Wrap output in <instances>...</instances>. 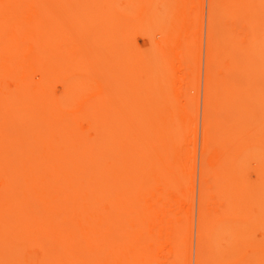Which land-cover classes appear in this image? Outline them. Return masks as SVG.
Returning <instances> with one entry per match:
<instances>
[{"label":"bare ground","instance_id":"1","mask_svg":"<svg viewBox=\"0 0 264 264\" xmlns=\"http://www.w3.org/2000/svg\"><path fill=\"white\" fill-rule=\"evenodd\" d=\"M96 1L97 4L94 3L95 0H92V2L90 0H0V183L2 184V188L0 187V264H31L27 260V258H25V253L28 252V250H34V247H37L39 249L40 247L37 245V242L38 244L41 243L40 245H42V248H40V250L44 249L42 250V252L45 251L43 252V254H46L45 260L43 262L41 261L40 264H103L104 262H102V260L105 261V258L108 264H151L153 262H157V259H159V255L157 256L156 254L155 256V251H152L153 254L147 251L146 253L141 254L142 256H136L134 253L133 257L131 256V253H129L126 245L122 242L121 245L124 246L125 250H121L119 255L117 241L115 240V234L116 228L118 230L119 223L121 225L125 219V202L127 201L128 196L126 197L125 195L124 186L127 183L128 179L137 180V178H141L140 174L146 175V181L141 178V180L144 181L143 184L141 183L140 185L139 183V186L137 187L136 191L133 192L129 197L131 198L132 203H135L137 205V208L140 209V214L142 215L144 223L148 222L147 224H145L144 231L149 230V232L153 234L156 230V222L159 211H155V208H157L156 210H158V198L156 199L155 197H157L158 195L156 194L158 191L157 185L160 180V167L158 166V164L161 165L163 161L162 159L165 158L160 154L159 150L158 152L156 151L157 146L158 148H160L159 145L162 144L158 134L159 128L161 127V125L162 127L166 126V124L170 125L167 121L174 122V124L175 122H178L176 123L177 128L174 127L176 129H172V131L178 130L177 132L179 134V129L181 128L180 126H182L185 122V112L188 111V108H186L187 106H185L187 104L185 103L184 105L181 100L180 101L182 104L177 103L174 105L170 101V105L172 103L173 106L171 108L172 114H170L171 112L169 113L172 116V121H170L171 118H168V113L161 112L160 114L163 116L159 118V120L163 119L161 121L166 124L164 125L163 122L159 123L161 121L158 120V116L160 115L158 114V112H160L162 108H160L161 103L158 102L160 106L157 104L156 99L158 98L156 97V93L162 94L163 91L162 95H164L165 91L163 90V86H165L167 91L165 92V94L170 91V88H174L172 92L173 94H170V96L173 95L172 97H175H171L172 101L175 103V99L179 95L177 92L178 90H176V88L178 87L176 83L178 84L179 82H182L179 79L180 75L184 73L182 72L183 70L187 71V73L185 72L182 78H185V74H188L189 71L185 70L188 67V64L190 65L188 69L190 67L192 68L190 64L192 60H187L189 62L188 64L186 63V61L184 62L181 60L183 58V56L181 57V55L185 54H181V49L184 50L183 47H185V49H188L187 45H190L191 47V44H188V42L192 41L190 39V37L192 36L191 34L194 33L192 26L194 29L197 28L194 27V25H196L197 23V20L195 18H191L193 12L192 9L194 10L195 8L193 7H196L194 5L196 0H175V2H168L169 0H162L163 9L166 13L162 12L161 9L156 8L157 2L160 0H125L129 3L127 6L125 5L127 11L125 9L122 11V9L119 7L122 0H113L114 2L112 0H103L104 2H109L108 6L104 3L100 4L98 0ZM252 1L248 2L251 4L250 5L248 3L237 4V2H242L241 0H211V11L209 21L212 32L210 31L211 33H209V36L212 37H209L208 40L210 41V43L208 46L209 54L207 55V63L208 65H210L208 66L210 70L209 72L207 71V74L209 75H207L208 77L206 79L207 84L205 87V99H207V102L210 103L211 100L217 96L218 99L216 100H219L217 106L219 107V109H222L221 111L225 113L224 117L226 118L220 123H218L219 120L218 122L216 120V122L214 121L215 123H212L211 119L213 117L211 118V111L213 109L210 108V111H208L207 109L209 108V106L207 104V114L205 117L203 129L204 157L202 160L203 163L201 167L202 181L208 179L207 177L211 176L213 172L218 178H221V175L224 176L222 172H220L218 169H215L216 167L214 168L215 170L211 167L217 164L221 165L220 163L223 162L232 161L233 159H235V156L239 158V156H241L242 154L244 155L243 157L241 156L239 160L236 159L238 162L240 161L237 166L238 168H236L237 170L244 168L248 161L251 162L250 160H252L253 163H257V161H260V164L262 166L264 164V143L262 145L260 142L262 146H256V148L258 149L254 147L253 150L257 151V154L254 155L248 149L244 148L246 147V145L239 147L242 143L249 140L248 138L250 137V134L248 135V133H246L248 129H244L243 124L244 122H247L243 119L246 118L248 110L241 103L242 97H237V102L235 101V97L239 96V94L237 95V93L239 92H236V90L239 89L237 91L242 90L244 92L245 85L248 84V87L250 85V83L247 82L248 78L246 74L241 75V73H244L246 70L241 71V69L246 68L249 70V67L253 66L254 68L255 63L256 66L258 64L260 65L264 63V61L260 59L261 56L259 55V53H255L258 48H252L253 52H250L247 49L249 48V50H251L250 48L253 47L254 44H262L261 41H263L264 43L263 37H259V40L261 38L260 43L259 40H257L258 36H260L258 33H256L258 35L256 36L257 39L254 38V40L256 39L258 42L253 41V39H251L250 41L249 36L248 42H250L251 44L253 42L256 43L252 44V46L250 43L247 42L244 47L246 45L249 46V44L251 45V47L246 46L245 48H243V45H240L241 43H239L240 39L238 35L241 36L243 33L245 34V32H239L240 34H238V31H236V29L232 27L233 24H231L234 20L230 19V17L233 18L234 15L236 20L233 23L237 22L238 17L233 14L234 10L232 9L235 3L238 6L240 4H242V6L247 5L248 8H250L249 6H251L253 9L258 5L256 7L257 10H253L252 8L248 10V8L246 7L245 12H251L252 9L253 15L250 16V13H248L249 18L251 17L250 20H252L250 21L252 24H250L256 28V26L253 25L255 23H253V19H256L257 17L259 21L257 19L256 20L260 23H258L259 25L257 24V26H260L262 24V27L260 26L261 28L258 27L260 30L258 28L257 30H259V33L261 32V35L263 33L264 36V24L263 22H261V20H264V17H261L259 15L262 11L263 13L261 14L262 16H264V11L262 9L259 10L263 6L261 7V5L258 4L260 0ZM254 1L255 3L257 1V3L255 4L256 6L253 4ZM112 2L114 3L113 5ZM166 2H168L169 5ZM243 2H247V0H243ZM88 3H90L91 6ZM165 4L168 6L166 7ZM172 4H174L175 6L173 7ZM220 4L224 5L225 9L220 12L221 15L219 16L218 7ZM236 4L234 5L236 7H233L234 9L237 8ZM102 5H105L104 8ZM66 6L67 8H65ZM106 7L109 8L112 12L114 10L116 14H114L115 12L112 13L111 11L109 13ZM129 7H131V9ZM229 7L231 8V10ZM64 8L69 12H65ZM127 8L129 9V11ZM172 8L174 10H172ZM175 8L177 10H175ZM116 9L118 10V12ZM157 9L160 11H158ZM258 10L260 12L258 13L259 16H255L256 14H254V12H258ZM120 11L123 12V15L127 13L126 15L128 16L129 14L130 16H124L122 19V17L120 16L123 15L120 14L118 18V14ZM172 11L175 12V14ZM176 11L178 13H176ZM224 11L227 12L225 15L223 14L225 13ZM108 13L109 15L112 14V19L110 18ZM230 13L232 14L231 16ZM170 14V18L173 17L172 20L176 21L175 23L169 22L170 24H173L172 27L170 24L168 26V24H165L163 22L164 17H169ZM222 14L224 15V19H229L224 20ZM106 15L111 19L109 20L110 22L114 20V23L113 21L111 22L112 26H108L110 23H107V19L109 18L105 17ZM132 15H136V17H133ZM244 15L245 17H242V19H246L248 16H246V14H243V16ZM104 17L105 19L107 18L106 24H108V27L105 26L106 24L103 25L105 21ZM96 18L101 19L100 22H102L103 27L100 28V23H97V20H94ZM124 18H126V24L124 22ZM174 18L177 19L175 20ZM249 18H247L248 21ZM194 19L196 20V23ZM93 20L95 21L94 25L92 24ZM240 20L241 17L238 18V21ZM83 21H87L86 23L88 24L91 23L90 25L93 27L97 25L95 26V30L93 28L92 30L91 28L88 29V26H85V28H83ZM218 21L221 23H219ZM76 22H79V24L77 25ZM226 22L227 24L229 22V24L227 25ZM193 23L195 24L193 25ZM218 23L220 25L222 23L226 24V28H229L230 26L229 29H221L223 33L219 32V35H222V40L220 42H224L221 44L219 41L216 42V37H214V35L216 36L218 31V29L216 28V26L219 25ZM64 25H66L67 27ZM160 26L162 27V30ZM165 26H167V28ZM257 30L255 31L257 32ZM138 33L144 34L142 36L139 35V39L143 36L147 37L146 40H148V43L150 44L149 46H147L149 47V49L147 47H145L144 49L141 47H139L141 49H136L138 48L135 47L136 44L138 46V40L134 43V36H138ZM231 33H236V37H234V35L232 36ZM251 33L252 31H250V34H247L251 35ZM194 34L196 35V33ZM252 36L255 37L254 35ZM247 37L248 36H246V38ZM237 38L239 42L236 41ZM131 39L134 40L131 41ZM195 39L196 38H194V41ZM233 42L237 44L239 43V46L232 48V46L234 45ZM129 43L132 45H130ZM132 46L133 48L135 47V52L139 50L138 52L140 54L136 52L137 57L139 56L138 59L134 57L135 53H133L134 51L132 49ZM192 47L194 49V45ZM192 47L189 48V50H191ZM239 48L243 49V51L245 49V51H240V49V56L236 54L237 56H239L240 58H245L246 56L244 57L243 55H246L245 53L249 52V55H253V57L249 56V59L252 58L251 60L253 61L254 55L258 53L259 57L258 55H256L254 61L257 60L259 63H257V61L254 63L253 61L252 64L254 65L251 64V66V60L246 57V62L249 60L250 62L248 61V65L250 66L245 67L246 63H244V61L242 62L244 63L243 65L239 64V66L241 65L244 68L240 67L239 69H237L238 65L237 63H234V61H238L239 57L234 55L237 58L234 59V57H232L234 53L233 51H231V49H234V52L236 53ZM131 49L132 52L129 51ZM254 49L256 50L254 51ZM188 51H186V55H184V57H186L187 55L189 57L190 53H187ZM148 52L149 56L146 54ZM241 52H243V55H241ZM126 53L128 55L131 54L129 59H127L129 56ZM174 53V56H179L181 54V61L179 60L178 56L176 62L173 61L177 58H172ZM141 54L143 55V57H141ZM166 54H169V56L171 57L170 60L168 55ZM144 55L147 56L145 57ZM191 56L194 57V54L192 55L191 53L190 55V59H193V57L191 58ZM124 57L127 60L124 59ZM131 57H134V59ZM188 57L187 59H189ZM242 58L240 60H242ZM167 59L169 60V62ZM183 59L185 60V58ZM165 60L170 63L168 69L164 66L167 70L166 73L163 69V65L167 64ZM115 62H118V64L120 63V66L118 64H115ZM183 62L187 65L186 67L184 66V68ZM215 62L218 66L220 65V68L223 71L220 68H218V72L214 69L213 64ZM112 63L115 64V66H118V68L115 67L114 70V66ZM111 65L113 69L112 71L115 73H111ZM141 67L142 71L146 73H144V76L148 79L146 81H144V79L140 77H136L137 73H133V71L140 72L141 69L139 68ZM230 67H234L235 69H232L237 71V73L239 70L240 77L238 80L236 78L235 81V77L237 76L232 74ZM261 67L262 66L260 65L259 68L263 70V68ZM191 68L189 70H192ZM213 69L215 70V72L213 71ZM260 69H258V73L261 74V72L259 71ZM225 71L227 77L224 76ZM252 71L254 72V70ZM255 71L257 72V69ZM131 73L134 74L135 81H140L135 82L132 79L133 74L130 76ZM251 73L252 72H250V74ZM260 74L258 78L262 76ZM161 76H165L169 83L172 82L173 78V80H175L176 82H172L173 85H170L167 81V83L170 85L169 88V86H166L168 85L167 83H165L166 81H162V84L164 85H160V87H162L159 88V91L162 89L160 93L159 91H157L158 87H155L154 89L153 86L157 83H155L154 80H162V78H159ZM241 76L244 77V80L241 79ZM255 76H252V78L255 79ZM136 78L139 79L136 80ZM263 78L259 80L261 81ZM253 79L250 80V82L252 81L250 85L251 88H248L246 86V89L249 90L253 87H256V90H262V87L260 86H263L261 83L264 84V82H258L255 80L254 82ZM232 80H234V82H232ZM241 80L243 81L241 82ZM230 81L232 82V84L230 83ZM237 81L239 83L238 86ZM133 82H135L134 87L132 86ZM186 82L187 81H185L184 83ZM243 82L245 84H243ZM10 83L12 84V87L10 86ZM136 84L140 85V89L143 90L144 94L150 92L148 94L150 95L154 93L150 96V99L148 98L144 100V103L146 102V105L141 104V100L138 103L135 99V96H133V99H131V96L133 95V90L130 91V89H132V87L133 89L139 88ZM156 85H159V83ZM179 85H181V83ZM232 86H234L235 90L232 89ZM149 87H153V89H149ZM180 88H182V86ZM180 91L179 93L182 94V92ZM249 91L250 94L256 96L255 90V94H253V90ZM130 92L132 95H130ZM231 93L236 94V96H231ZM258 95L260 96V94ZM170 96L168 97L170 98ZM254 96V101L257 100L256 103L259 102L260 97L262 98V95L260 97ZM128 97H130V100L134 101H129ZM158 97H160V95ZM182 97L184 96H179L177 98V102H180L178 100L180 98L182 99ZM141 98H143V96H141ZM161 98H159L160 101ZM135 100L137 104L140 105H137V107H144V109L143 107L141 108L142 115L140 109H138L140 112L136 111L137 107H135L136 104H134ZM214 100H212L213 104L216 103ZM166 101L168 102V99H166ZM231 101L235 103H232ZM163 102L164 101L162 99V103ZM131 103L134 105H132ZM260 103L258 105H263ZM238 105L240 106V108L243 106L242 108L247 110L246 114H243V109L241 110V115L239 114V111H236ZM162 106L163 108L164 106L166 107L165 104ZM239 106L238 110H240ZM166 108L168 110V107ZM164 110L165 108L163 109V111ZM138 113L140 114L137 115ZM262 113L264 115V111ZM139 116H142L141 118L145 120L144 125V121H140L141 125L139 126V120H137L140 118ZM241 116L243 119L240 118ZM263 119L262 123L264 122ZM117 121L120 123L121 126L117 125ZM132 121L133 123L135 122V127H133V123L130 124ZM186 121H188V119ZM158 123L160 124V127H158ZM84 124L87 125L86 130L84 129ZM178 124L180 126H178ZM258 124H261V122ZM260 127L261 126L259 125V128ZM243 129L245 130L246 134L244 133V131H241ZM215 131H221L222 135L217 138L213 135ZM240 132H243L244 135H240ZM174 133L175 131L172 132V149H168L172 150V163H182V161L186 157V141L182 138V136H180V134L176 135ZM260 141H264V134L262 140ZM165 142L168 145L171 144L168 143L167 140H165ZM239 148H244L247 152L243 149L244 151H241L242 153H240L241 155H239V152L237 153V150ZM236 153L238 154V156L236 155ZM137 155L141 158L140 163L136 162ZM248 156L250 160H248ZM165 160H168V157ZM44 162H47L49 166L51 165L53 169L56 170L54 172L57 173H55V175L54 173H51V175L49 174V182L47 180L48 178L45 177L46 174H43V176L41 175V172L39 173L41 168L44 169L48 166V164H42ZM211 163L212 165L210 166L209 164ZM51 166L48 168L52 172L53 170H51ZM172 166L174 167V170L178 169L174 164ZM173 167L172 172L174 171ZM209 168L212 169L210 174L208 171ZM240 171L241 170L237 171L238 175ZM237 172L235 170L234 172H228L227 174L225 172L224 174H226V179L229 180L230 178L228 177H231V179L235 183H237L241 181L240 178H236ZM175 173V171L174 173H172V181L174 179L173 177H175ZM259 174L261 173L259 172ZM259 174L258 176L260 177ZM42 176L45 178H43V181L46 182L47 180L48 183L44 184V182L41 181ZM258 176H256V179L258 180L255 184H257L258 181L260 182L259 185H255V188L257 189L254 190V195H257V200L255 202L260 208V217L263 220L264 174H261L262 180L259 179ZM38 177H40L41 179L39 180ZM235 178L236 181L234 180ZM222 180H225V178H223ZM218 181V184H216L215 186L213 185L212 188L210 187L212 192L210 189L207 188L208 190H210L208 192L206 190V193H208V197L210 192L214 196L217 193H221L220 195H223L222 192H224V187L222 183L224 182ZM261 181L263 182L261 183ZM219 183L221 184L223 189L219 187ZM240 184L241 183L237 184V186ZM203 185H205V183ZM217 186L219 187V189ZM259 186L261 192H263L261 198L259 197L260 190L259 192L256 191L259 189ZM215 187L219 191L221 189L222 190L219 192ZM213 188H215V191L213 190ZM240 189L241 188L239 187V190ZM229 190H231L230 193L233 191L232 185L230 186ZM241 191L243 192L244 190ZM241 191L236 192H238V194L240 195ZM203 192L205 196L204 197L202 195L204 200L207 198L205 195V188ZM236 192H233L232 194L236 196ZM42 194L44 196L45 194L47 195L45 199L48 198V196L50 198V203L47 204L49 205L48 207L44 203L41 204L42 201H40V207H43L45 205V208H48L47 211L44 207L40 208L38 205L39 201H37L38 204H36V198H33L36 196L40 200V197L38 195ZM152 197H154L155 199H152ZM135 199L136 201L134 202ZM30 200H34L35 202L31 204L32 201L30 202ZM205 202H207V200L203 201L204 206L203 203H201V212L206 211V208H203L206 207ZM30 204L32 205V211L35 210L34 216L38 215L37 217H39V219L45 218L43 222L47 221L46 218L48 219V221H50L49 219H51V217L56 214L55 212H57V215L55 216L56 218L54 217L55 219H57V221L54 220L53 217V220L51 219L52 222L56 221L55 224L51 222L50 224L48 223L49 226L48 224L46 226V223L44 222L45 226L48 228H45V226L41 228H45V230L47 229V232L43 235L41 234V229L39 230L40 233L35 232V229H37L36 231H38V228L36 226L40 227L39 225L42 222L36 225L34 223L35 220H32L36 216L32 218L31 214L33 213H29L31 209H24ZM34 205L38 207L37 210L36 207L34 208ZM176 205V199L172 198V211L173 209H175ZM170 206L171 205H168V207ZM219 207L223 208L224 206L219 205ZM150 208L152 210V218L151 216L149 217V215L147 214V211ZM42 209H44L42 212H45L38 213ZM217 209L212 210L213 212L211 211L212 213H210V215L208 216V220V217L204 218V216H207L206 212L203 214L201 213L202 219H200V223L202 226H205V228H207L208 226L209 232L212 230H210V228L214 229L215 227H217L215 226L216 223L217 225L221 223L223 224L222 219L224 218L220 219L219 217V215L222 217L223 215L220 212L221 210L218 211ZM27 212L31 216H29ZM46 213L47 216L49 215V218L45 217ZM51 214L53 215L51 216ZM16 215L20 216L17 217L16 222H20L22 224V226L20 224L21 227H23V224L27 226V224H29L30 222V226H28L27 228H32L33 232L38 233V235L34 236L33 233L34 237L31 236L32 233H29L31 230L28 229L29 231H27L26 228L25 231H27L30 236H24L23 233L20 231L19 232L22 233V236L15 235L16 233L6 235L7 233L12 232L14 229L13 227L16 226V224L15 226L13 225V220L15 221L14 217H16ZM10 216L13 217V220L10 219L12 218ZM37 217L36 223L39 222ZM217 217L221 220L220 223L219 219L215 220V218ZM115 220L117 222L116 227H114ZM239 220H242L241 217L237 218V220L234 219V222H238ZM9 221L13 222L12 227ZM240 221L238 222V224L240 223ZM42 225L44 224L42 223ZM20 226L18 225V228ZM228 227L229 226H227V228ZM10 228L12 231L9 230ZM5 230L8 231L5 233ZM216 230L217 229H215V232L211 231L212 234L207 232V235L209 236L206 240L209 241V244L208 255L205 259L206 264H217V260H223L220 257V259H217L218 250L217 252H215V249H218L220 247V245L218 244H221V242L224 245V236H221L222 233L219 232L220 229H218L217 231ZM218 232L220 233V235ZM262 232H264V230H262ZM214 233L215 236L213 235ZM217 235H219V237ZM220 236L222 237V239ZM138 238L139 237H137V239ZM243 239L241 237V239L238 241L241 242L242 240L241 243L243 244L246 240ZM220 240L222 241L220 242ZM240 242H236L235 247L233 245V247L236 248V251L237 248L239 249V247L236 246H238V244L239 246H241ZM262 243L263 242H261L260 244ZM34 244H36V246H34ZM245 244H243L242 247H246ZM27 245H29L32 249H28ZM261 247L262 249H259V253L257 251L258 249L256 250V252L258 253H256L257 256L254 258L256 264H264L263 244L261 245ZM221 250L223 251V249ZM131 252L133 253V251ZM200 252L203 253V251H201V248ZM202 253H200L201 255L199 254L200 264H204V261L202 260L203 258L201 257L203 255ZM219 254H221V252ZM221 262L222 261H220L219 264Z\"/></svg>","mask_w":264,"mask_h":264},{"label":"rangeland","instance_id":"2","mask_svg":"<svg viewBox=\"0 0 264 264\" xmlns=\"http://www.w3.org/2000/svg\"><path fill=\"white\" fill-rule=\"evenodd\" d=\"M91 2H92V0H90ZM99 2H100V4L101 3H104V4H107V6H108V4H109V2H104L103 0H98ZM108 1V0H107ZM113 1V0H112ZM127 1V0H126ZM125 0H122V2L120 3V8L122 9V11L125 9L126 10V7H125V5L127 6L129 3L128 2H126ZM165 1V0H164ZM168 1V0H167ZM198 1V2H197ZM242 2H237V4H239V3H243V4H247L248 2H250V1H252V0H247V2H243V0H241ZM246 1V0H245ZM257 1H259V0H257ZM257 1H256V3H257ZM97 1L95 0V4H97L96 3ZM114 2V1H113ZM112 2V5L114 4ZM159 2V3H158ZM157 2V5H156V8H158V9H161L162 10V12H164V9H163V4H162V0H160V1H158ZM168 2H175V0H169ZM168 2H166L168 5H169V3ZM253 2V1H252ZM251 2V3H252ZM137 3V2H136ZM255 3V1H254V5L256 4ZM262 3V4H261ZM88 4H90V3H88ZM175 4V3H174ZM174 4H172L173 5V7L175 6ZM236 4V3H235ZM234 4V5H235ZM236 4V5H237ZM248 4H250V3H248ZM258 4L259 5H261V7L263 6L264 7V0H262V2H261V0L258 2ZM66 5V4H65ZM64 5V6H65ZM116 5V4H115ZM133 5V4H132ZM135 5V4H134ZM166 5V4H165ZM168 5H166V7L168 6ZM194 5L196 6V7H193V8H195L194 10L192 9V15H191V18H195L196 20H197V23H196V20H195V23H196V25H194L195 23H193V25H194V27H197L196 29H194L193 28V26H192V29H193V31H194V33H196V35L194 34V33H192L191 35L192 36H195V37H190V39L192 40H190L192 43H195V44H192L191 42H188V44H191V47L194 45V49H193V47H192V49L191 50H189V48H191L190 47V45H187V47H188V49H185V47H183L184 48V50H182L181 49V54L183 53H185L184 55H186V51H188L187 53H190L189 54V57H188V55L186 56V57H184V55H181L180 53H178V54H180L181 55V57L183 56V58H185V60L182 58L181 60L182 61H186V63L188 64L189 62L188 61H191L190 62V64H191V66H192V70H189L188 69V67L190 66L189 64H188V67L185 69V70H188L189 72H188V74L186 75L185 74V78L183 77L182 78V76H183V74L186 72L187 73V71H182V72H184V73H182L181 75H180V79L179 80H181L182 82H179L178 84L176 83V85H178V87L180 88L181 86H182V88H184V89H182V88H180V90H179V88L177 89L176 88V90H178L177 92H178V97L179 96H184V97H182V99L180 98L178 101H182L183 102V104L185 105V103L187 104V105H185V106H187L186 108H188V111H186L185 112V122H184V126L182 125V126H180L179 124H178V126H180L181 128L179 129V134H180V136H182V138L183 139H185V141H186V157L184 158V160L182 161V163H178V162H176V163H172V132H174L175 131V133L174 134H176V135H179L178 134V130H174V131H172V129H176L177 128V125H176V123H178V122H175V124H174V122H169V121H167L168 122V124H172L171 126L170 125H167L166 123H164L163 121H161V120H163V119H160L159 120V118H161L163 115H161L160 113L161 112H166V113H168L167 115H169L168 116V118H171V120L170 121H172V116L170 115V114H172V110H171V108L173 107L172 106V103H173V105L174 104H182L181 103V101L180 102H177V98L175 99V103L172 101V98H175V97H172L173 95H171L170 96V94H173L172 92H173V90H174V88L172 89V88H170V85H173V83L172 82H176L175 80H173L172 79V82H170L169 83V81L166 79V77H165V79H164V77H159L160 79L162 78V80H159L158 78V81L156 80H154V82L156 83V84H158L159 83V85H154L153 87H154V89H155V87L157 88L158 87V89H157V91H159V88H162V87H160V85L163 83L162 81H166L165 83H167V81H168V83L170 84H168V85H166V86H169V88H167V89H169L170 91H171V89H172V91L169 93H167V94H165V92H167L166 91V88H165V86H163V90L165 91L164 92V95H162L163 94V91H162V94H159V93H156L157 95L159 94L160 95V97H158L157 95H156V97L159 99V98H161V96H162V98H161V101H160V99L158 100V99H156L157 100V104L160 106V104L159 103H161V106H160V108H162V110L160 111V112H158V114H160L159 116H158V120L159 121H161V122H159V123H162L163 122V124L165 125L166 124V126H164V127H162V125H161V127H160V124L158 125V127H160L159 128V137H160V140H161V145H159V147L160 148H158V146H157V149H156V151L158 152V150H159V152H160V154L162 155V156H164L165 158L164 159H162L163 161H164V164H163V161H162V163H161V165L160 164H158V166L160 167V180H159V182H158V185H157V193L156 194H158L157 195V197H155L156 199H157V201H158V210H156L157 208H155V211H159L158 212V217H157V222H156V230H155V232L152 234V233H150L149 232V230L148 231H144L145 230V224H147L148 222H145L144 223V220H143V218H142V215L140 214V209L139 208H137V205L135 204V203H132V200H131V198L129 197V196H131V194L133 193V192H135L136 191V189H137V187L139 186L138 184L140 183V185H141V183L143 184V182L144 181H142L141 180V178L143 179V180H145L146 181V175L145 174H140L141 175V178H137V180L135 179H128V181H127V183L125 184V186H124V192H125V195H126V197H127V201L125 202V204H126V206H125V211H124V216H125V219H124V222L120 225V223H119V226H118V230H117V228H116V238H115V240L117 241V245H118V254L120 255V252H121V250H125L124 249V246L123 245H121V242L123 243V244H125L126 245V247L128 248V251H129V253H131V256H133L134 257V253H135V255L136 256H142L141 254H143V253H146L147 251L148 252H151L152 253V251H155L154 252V254H155V256H156V254H157V256H158V258L159 259H157V262H153V263H151V264H200V256H199V254L200 253H202V252H200V248H201V251H203V255L201 256L203 259V261H204V264H206V262H205V259L207 258V255H208V244H209V241H207L206 239H208V236L209 235H207V232H209V227L207 226V228H205V226H202L201 225V221H200V219H202L201 218V215L203 214V213H205L206 212V214H207V216H204V218L206 217H208L209 215H210V213H212L213 211L212 210H216L217 208V210L218 211H220L221 212V214L223 215V217L222 216H220L219 215V217H220V219H222V218H224V219H222V222H223V224L221 223V224H219V225H217V223H216V225L215 226H217V227H215L214 229L213 228H210V230L211 231H214L215 232V229H220V233H222L221 234V236L223 235L224 236V238H223V241H224V245H223V243L221 242L222 240H220V242H221V244L219 243L218 245H220V247L218 248V249H215L214 251L215 252H217V250H218V258L217 259H220V258H222L223 260H220V261H224L223 263L224 264H256L255 263V260H254V258L257 256V254L260 252L259 251V249L261 248L262 249V247H261V245L263 244V247H264V240H263V235H264V232H262V230H264L263 228H264V219L262 220V218L260 217L261 216V213H260V208H259V206L257 205V203L255 202L257 199H256V196L254 195V190L255 189H257V188H255V185H259V182L260 181H258V183L257 184H255L256 183V181L258 180V179H256V176H258V174H259V172L263 175L264 173V164H263V166L260 164V161L258 162L257 161V163L255 162V163H253V161L252 160H250V158H249V156L247 157L248 158V160H250L251 162H249L248 161V163L246 164V166L244 167V168H241V169H239V170H241L240 172H239V175H238V172L237 171H239V170H237L236 168H238L237 166H238V164H239V162L237 161V160H239L240 159V157L242 156H244L243 154L241 155L240 153H242L241 151H244L245 149L244 148H246V149H248L250 152H252V154L254 155V154H257V151H254L253 149H254V147L256 148V146H259V145H263V143H264V141H260V140H262V137H263V134H264V128H263V126H264V122L262 123V119L264 118L263 116V111H264V99H263V97H264V92H262V91H264V84L263 83H261L263 86H260V87H262V90L261 89H258V87H257V89L258 90H256L255 88L256 87H253L252 89H249V90H253V94H255V92H256V96H259L258 94H260V96L262 95V98L260 97L258 100H259V102L258 103H256V98H255V100L256 101H254V98H253V96L254 95H252V94H250L249 92V90H247L246 88L248 87V84H247V82L248 83H250V85H251V82H250V80H252L253 78H252V76H255L254 78L255 79H253V81L255 80V81H258V82H264L263 81V77H264V63H262L263 61H264V59H263V57H264V43H263V41H261V38L263 37V39H264V36H263V33H262V35L259 33V28L258 27H260V26H257V24L259 23L258 21V18L256 17V19L258 20H256L255 18L253 19L254 21H253V25H255L256 26V28L254 27V26H252L251 24V22L250 21H252V20H250V18H249V15H248V13H250V16L251 15H253V12H252V7L251 6H249L250 8H252L251 9V12L249 11V12H245V9H246V7H247V5H244V6H242V4H240L239 6L237 5V8L236 9H234L233 7H236V6H234L233 4V7H232V9L234 10V12H233V14H235V16L236 17H238V18H240L241 17V20L240 21H238V18H237V22H235V23H233L235 20H236V18L234 17V15H233V18L232 17H230V19H233L234 21L231 23V24H233L232 25V27H234V29H236V31H238L237 33L238 34H240L239 32H245V34L243 35L242 33V37L241 36H239L238 35V37H239V41H238V38H237V42H239V43H241L240 45H243V48H245L244 47V45L249 41V36H250V41H251V39H253V41H257V40H259V37H261L260 38V40H259V42L261 41L262 42V44H260V43H258V44H260V45H255L254 43H256V42H253L252 44H254V46L250 43V42H248V43H250L253 47H251V45L249 44V46H247V47H251L250 49L251 50H249V48H247L248 49V51H250V52H253V50H252V48H258L257 49V51H255L256 49H254V51H255V53L256 52H258L259 53V55L261 56V58L260 59H262L263 61L261 62L262 64H260L262 67L261 68H263V70L262 69H260L259 67H260V65L258 64L257 66H258V68H257V66H256V61H254L255 60V56L256 55H258V53L256 54V55H254V63H255V65L254 64H252V58L251 59H249L250 57L249 56H251V57H253V55H249L248 53L249 52H246L245 54L246 55H243V52L245 51V49H244V51H243V49H241V48H239L238 49V51H236V53L234 52V49L232 50L231 49V51H233V56L232 57H234V59H237L236 58V54H240V52H239V50L240 51H243V52H241L242 54L241 55H243L244 57L246 56V57H248V59L249 60H251V62H250V65L252 64V65H254V68H253V66L252 67H249L250 65H248L249 63H248V61L246 62V57L245 58H242V60H240L241 58L239 57V56H237V57H239V59H238V61L236 60V61H234V63H237V65H238V68L237 69H239L240 67H242L241 65H243L244 63H246L245 64V67H249V70L248 69H241V71H244V70H246L244 73L242 72L241 73V75H243V74H246V76H247V78H248V81L247 80H245V81H247L246 82V84L247 85H245V91L243 92L242 90H240V91H237V90H239V89H237L236 90V92H239V93H237V95L239 94V96H236V94H232L231 93V96H236L235 97V101L237 102V97H242L241 99H242V101H241V103H242V105H244V107L248 110H245V109H243L242 107L240 108V106H239V109L240 110H238V106H237V110L236 111H239L240 113V115H241V110H242V112L244 111V113L243 114H246V111H247V115H246V118H242V116L240 117V118H242L243 120H245V121H247L246 123L244 122V121H242V122H244L243 124H244V129H248L247 131H246V133H248V135L250 136H248L249 138V140H247L246 142H244V143H242V142H240V143H242L241 144V146H239V147H242V146H245L246 145V147H244L243 149H241V148H239L238 150H237V153L239 154V155H241V156H239V158L238 157H236L235 156V159H233L232 161H228V162H223V163H220L221 165H219V164H217V165H214L213 167H211V168H215V169H218L220 172H222V174L224 175V176H222L221 175V178H218L216 175H215V173L213 174H211V176H209V174H210V172L212 171V169H208V171H209V174H208V176L209 177H207L208 179H206L205 181H202V177H201V171H202V160H203V151H204V121H205V117H206V111L208 110V111H210V108L211 109H213L212 111H211V120H212V123H215L216 122V120H217V122H218V120H219V122L218 123H220L221 121H223V120H225V118L226 117H224L225 116V113L224 112H222L221 110L222 109H219V107L217 106V103L219 102V100L217 101L216 99H218V97L216 96V97H214L212 100H214L216 103H214L213 104V101L211 100V102L210 103H208L207 102V99H205L206 98V94H205V92H206V84H207V81H206V79H207V75H209V74H207V71L209 72V70H210V68L208 67V66H210V65H208V63H207V61H208V58H207V55L209 54L208 52V46H209V43H210V41H208L209 40V33H211L212 31H211V25H210V21H209V19H210V11H211V9H210V7H211V0H196V2L194 3ZM251 5V4H250ZM70 6V5H69ZM68 6V7H69ZM88 6V5H87ZM90 6H91V4H90ZM92 6H93V4H92ZM101 6V5H100ZM103 6V8H104V6L105 5H102ZM110 6V5H109ZM118 6V5H117ZM241 6V7H240ZM256 6V5H255ZM258 6V5H257ZM256 6V7H257ZM71 7V6H70ZM69 7V8H70ZM165 7V6H164ZM225 6L224 5H222V4H220L219 5V7H218V15L220 16L221 15V11H223L225 8H224ZM239 7V8H238ZM256 7L254 8V9H256ZM260 8L259 10H263L264 11V8ZM65 8H67V6L65 7ZM64 8V10H65V12H69V11H67L66 9ZM107 8V7H106ZM112 8V7H111ZM130 9H131V7H129ZM230 8V7H229ZM248 8V7H247ZM250 8H248V10H250ZM108 10V12L110 13V9L109 8H107ZM114 9V8H113ZM121 9H119V10H121ZM128 9V8H127ZM157 9V10H158ZM253 9V10H254ZM117 10V9H116ZM138 10V9H137ZM136 10V11H137ZM168 10V9H167ZM172 10H174L173 8H172ZM175 10H177L176 8H175ZM230 10H231V8H230ZM257 10V9H256ZM259 10H258V12L257 11H255L254 12V14H256L255 16H257L258 15V13H260L259 12ZM127 11V10H126ZM128 11H129V9H128ZM158 11H160V10H158ZM247 11V10H246ZM112 12V11H111ZM115 11L113 10V12L112 13H114ZM117 12H118V10H117ZM169 12V11H168ZM173 12V11H172ZM225 12V11H224ZM232 12V11H231ZM109 13H108V15H109ZM161 13V12H160ZM164 13H166V12H164ZM164 13H163V16H164ZM170 13V12H169ZM174 14H175V12H173ZM172 13V14H173ZM176 13H178L177 11H176ZM196 15H194V14ZM223 13V12H222ZM227 12H225V13H223L224 15L226 14ZM236 13H237V15H236ZM261 13H263L262 11H261ZM259 14L261 17H264V16H262V14ZM114 14H116V12L114 13ZM113 14V15H114ZM120 14H122L123 15V12H119V14H118V18H119V16H120ZM127 14V13H126ZM123 15V16H120V17H122V19H123V17L124 16H126V17H128V16H130L129 14H128V16L127 15ZM222 14V15H223ZM243 14H246V16H247V18H249V21L247 20V18L246 19H242V17H245V15L243 16ZM161 15V14H160ZM167 15V14H166ZM224 15H223V19H224ZM232 14L230 13V16H231ZM258 15V16H259ZM110 16V18L112 17V14L111 15H109ZM116 16V15H115ZM133 17H136V15H132ZM174 16V15H173ZM177 16V15H176ZM194 16V17H193ZM105 17H107V18H109L107 15L105 16ZM105 17H104V19H105ZM171 17V14H170V16L169 17H164V19H163V22L165 23V24H168V26H169V22H176V21H173L172 19H173V17L172 18H170ZM222 17V16H221ZM229 17V16H228ZM254 17V16H253ZM252 17V18H253ZM106 18V19H107ZM105 19V21H104V23H103V25H105L106 24V21H107V23L109 24H106L105 26L106 27H108V26H110L111 25V22L113 21V23H114V20H112L111 22L109 21V20H111V19ZM114 18V17H113ZM117 18V17H116ZM92 19V18H91ZM103 19V20H104ZM122 19H121V21H122ZM125 19L126 18H124V22H125V24H126V21H125ZM134 19H137V18H134ZM175 20L177 19V18H174ZM229 18H227V19H224V20H228ZM261 19V18H260ZM89 20V19H88ZM95 21L97 20V23L99 22L100 23V25H98V26H100V28L101 27H103L102 26V22H100V18H96V19H94ZM93 20V22H92V24L94 25V21ZM162 20V19H161ZM223 20V21H224ZM160 21V20H159ZM222 21V22H223ZM231 21V20H230ZM87 22V21H86ZM85 21H83V24H84V27L83 28H85V26H88L89 28L88 29H90L91 28V30H92V28L95 30V26H97V25H95L94 27L93 26H91L90 24H88V23H86ZM91 22V21H90ZM116 22V21H115ZM117 22H118V20H117ZM123 22V23H124ZM191 22H194V21H191ZM219 22V21H218ZM261 22H263V24H264V20L262 21L261 20ZM77 23V22H76ZM161 23H162V21H161ZM170 24L171 25V27H172V25L173 24ZM219 23H221V22H219ZM218 23V24H219ZM251 23V24H250ZM79 24V22L77 23V25ZM96 24V23H95ZM121 24V23H120ZM124 24V25H125ZM226 24H227V22H226ZM226 24H224V23H222L221 25L219 24V25H217L216 26V28L218 29V31H217V34H216V36L214 35V37H216L214 40L216 41V42H220L222 39H221V37H222V35L220 34L219 35V32L220 33H223L222 31H221V29H229L230 28V26H229V28H226ZM228 24H229V22H228ZM227 24V25H228ZM260 24V23H259ZM258 24V25H259ZM108 25V26H107ZM123 25V26H124ZM162 25H163V23H162ZM161 25V26H162ZM64 26H66V25H64ZM112 26V25H111ZM160 26V27H161ZM67 27V26H66ZM159 27V28H160ZM166 28H167V26H165ZM170 27V28H171ZM262 27V26H261ZM260 27V28H261ZM263 27H264V25H263ZM257 28L259 29V30H257ZM98 29H99V27H98ZM165 29V28H164ZM233 29V30H234ZM97 30V29H96ZM161 30H162V27H161ZM255 30H257V32L255 31ZM197 31V32H196ZM211 31V32H210ZM249 31V32H248ZM250 31H252V33H251V35H248V34H250ZM262 31V30H261ZM167 32V31H166ZM230 32V31H229ZM264 32V31H263ZM216 33V32H215ZM248 33V34H247ZM256 33H258L260 36H258ZM139 35H144V34H142V33H138V36H134V39H131V41L132 40H134V43H135V41L137 42V40H138V46H137V44H136V46L135 47H138V48H136V49H141V48H145V47H147V46H149L150 44L148 43L149 41L148 40H146L147 39V37L146 36H143V37H141L140 39H139ZM211 35H213V34H211ZM231 35L233 36L234 35V37H236L235 35H236V33H234V34H232L231 33ZM252 35H254L255 37H253ZM246 36H248L247 38H246ZM256 36H258V39L256 38ZM212 37V36H211ZM210 37V38H211ZM194 38H196L195 39V41H194ZM254 38H256L255 40H254ZM145 39V40H144ZM236 39V38H235ZM248 39V40H247ZM262 39V40H263ZM233 41H235V40H233ZM258 42V41H257ZM133 43V44H134ZM221 43H224V42H220V44ZM234 43V42H233ZM238 43V44H239ZM130 44V43H129ZM237 43H234V45L232 46V48H234V47H238L239 45L237 44ZM130 45H132V44H130ZM256 46V47H255ZM128 47V46H127ZM126 47V48H127ZM135 47L133 48V46H132V49H133V51H134V49H135ZM139 47H141V48H139ZM242 47V46H241ZM148 49H149V47H147ZM132 49L131 50H129V51H131L132 52ZM135 49V50H136ZM236 49V48H235ZM246 49V50H247ZM124 50H126V49H124ZM128 50V49H127ZM128 51V52H129ZM139 51V50H138ZM138 51H136V52H138ZM141 51V50H140ZM142 51H144V50H142ZM148 51V50H147ZM183 51H185V52H183ZM191 51V52H190ZM125 52V51H124ZM136 52L134 51L133 53H135V55H134V57H136L137 59L139 58V56L137 57V54H136ZM174 52V51H173ZM238 52V53H237ZM139 53V52H138ZM145 53V52H144ZM191 53H192V55L194 54V57L193 56H191V58L193 57V59H190V55H191ZM254 53V54H255ZM127 54V53H126ZM125 54V55H126ZM140 54V53H139ZM143 54V53H142ZM141 54V55H142ZM148 56H149V52L148 53H146ZM250 54H252V53H250ZM128 55V54H127ZM131 55V54H130ZM130 55H128L129 57L127 58V59H129L130 58ZM140 55V56H141ZM146 55V56H147ZM166 55H168V57H169V60H170V56H169V54H166ZM175 55V53L173 54V56H172V58L174 57H177V56H174ZM180 55L178 56L179 57V60H180ZM234 55H236V56H234ZM259 55H258V57H259ZM145 56V55H144ZM145 56V57H146ZM127 57V56H126ZM134 57H131V58H133L134 59ZM141 57H143V55L141 56ZM167 57V58H168ZM178 57L176 58V59H174L173 61H175L176 62V60L178 59ZM187 57L189 58V59H187ZM124 59H126L125 57H124ZM126 59V60H127ZM136 59V60H137ZM243 59H245V60H243ZM259 59V58H258ZM142 60H143V58H142ZM142 60H139V61H142ZM168 60V59H167ZM167 60H165L166 62H167ZM169 60H168V62H169ZM179 60H178V62H179ZM180 60V61H181ZM188 60V61H187ZM131 61V60H130ZM132 61H134V60H132ZM138 61V62H139ZM173 61H171V62H173ZM232 61V60H231ZM245 61V62H244ZM261 61V60H260ZM128 62H129V60H128ZM165 62V63H166ZM167 62V64L166 65H163V69L165 70V73H166V68L168 69L169 67V65H170V63H168ZM184 62H183V64H184ZM242 62H244V63H242ZM114 63V62H113ZM112 63V64H113ZM164 63V64H165ZM219 63V62H218ZM233 63V62H232ZM257 63H259L258 61H257ZM115 64H118V62L116 63L115 62ZM115 64H113V69L115 70V67L116 68H118V66H115ZM210 64V63H209ZM215 64V65H214ZM213 64V66H214V69L218 72V68H220V65L218 66L217 64H216V62ZM239 64H241L240 66H239ZM119 66H120V63L118 64ZM166 68H165V67ZM184 66L186 67L187 65L186 64H184L183 65V68H184ZM233 66V65H232ZM237 67V66H236ZM231 68V71H232V74H234L235 76H237V77H235V81H236V78H237V80L239 79V77H240V73H239V70H238V73H237V71H235V70H233L232 68H234V67H230ZM242 68H244V67H242ZM252 68V69H251ZM112 69V65H111V71L113 70ZM139 69H141L140 70V72L139 71H137V72H134L133 71V73H137L136 74V77H140V78H142V79H144V81H146V80H148L145 76H144V73L145 72H143L142 71V67L141 68H139ZM139 69H137V70H139ZM213 69V71L215 72V70ZM221 69V68H220ZM235 69V68H234ZM236 69V70H237ZM257 69V72L255 71ZM258 69H260L259 71L261 72V74L260 73H258ZM222 70V69H221ZM248 70V71H247ZM252 70H254V72L256 73H254ZM262 70V71H261ZM146 71V70H145ZM223 71V70H222ZM240 71V72H241ZM217 72H216V74H217ZM246 72H248V73H246ZM250 72H252L251 74H252V76H251V74H250ZM111 73H115V72H111ZM133 73H131L130 74V76L133 74ZM190 73V74H189ZM230 73V72H229ZM237 73V74H236ZM258 73V74H257ZM263 73V74H262ZM139 74H140V76H139ZM146 74V73H145ZM219 74H221V73H219ZM250 74V75H249ZM259 74L260 75H262V76H260V78H258V76H259ZM223 75V74H222ZM231 75V74H230ZM133 76H134V74H133ZM132 76V79L135 81V76L133 77ZM224 76H226L227 77V75H226V71L224 72ZM232 76V75H231ZM230 76V77H231ZM245 76V75H244ZM246 76H245V78H246ZM249 76H250V78H249ZM187 78V79H186ZM233 78H234V76H233ZM246 78V79H247ZM257 78V79H256ZM261 78H263L261 81L259 80V79H261ZM137 79H139V78H136V80ZM154 79V78H153ZM176 79V78H175ZM182 79H185V80H182ZM228 79H229V77H228ZM241 79H243L244 80V77L243 76H241ZM176 80H178V79H176ZM178 80V81H179ZM243 80H241V82L243 81ZM138 81V80H137ZM137 81H135V82H137ZM140 81V80H139ZM138 81V82H139ZM161 81V82H160ZM177 81V82H178ZM185 81H187L186 83H184ZM254 81V82H255ZM135 82H133V87H134V83ZM232 82H234V80H232ZM232 82L230 81V83L232 84ZM3 83H5V82H3ZM7 83V82H6ZM172 83V84H171ZM181 83V85H179ZM141 84H142V82H141ZM154 84V83H153ZM175 84V83H174ZM238 81H237V86H238ZM243 84H245L244 82H243ZM256 84H257V82H256ZM136 85H138V84H136ZM136 85H135V87H136ZM162 85H164V84H162ZM161 85V86H162ZM176 85H174V86H176ZM250 85H249V87H250ZM10 86L12 87V84L10 83ZM147 86V85H146ZM149 86V85H148ZM152 86V85H151ZM243 86V85H242ZM247 86V87H246ZM254 86H255V84H254ZM257 86V85H256ZM133 87H132V89H130V91H132V94H131V92H130V95H132L131 96V99H133V96H135V99L137 100V102L139 103V101L141 100L142 101V103L141 104H144V105H146L145 103H144V100H146V99H150V96L151 95H153V94H150V95H148L149 93H147V94H144L143 93V90L142 89H140L141 87H140V85H138V87L139 88H134L133 89ZM142 87H143V85H142ZM153 87L152 88H150L149 87V89H153ZM248 87V88H249ZM240 88V87H239ZM251 88V87H250ZM232 89L233 90H235L234 89V86H232ZM232 89H231V91H232ZM243 89V88H242ZM243 89V90H244ZM144 90H146V89H144ZM162 90V89H161ZM160 90V91H161ZM254 90H255V92H254ZM86 91V90H85ZM154 91V90H153ZM152 91V92H153ZM156 91V92H157ZM159 91V92H160ZM179 91L180 92H182V94L181 93H179ZM248 91V92H247ZM80 92H82V91H80ZM146 92H148V91H146ZM176 92V91H175ZM174 92V93H175ZM161 93V92H160ZM242 93V94H241ZM252 93V92H251ZM166 95V96H165ZM175 95V94H174ZM129 96V95H128ZM141 96H143V98H141ZM168 96H170V98L168 97ZM233 96V97H234ZM256 96H254V97H256ZM168 97V98H167ZM172 97V98H171ZM141 98V99H140ZM162 99H163V101L164 102H166V103H162ZM166 99H168V102L166 101ZM234 99V98H233ZM263 99V100H262ZM128 100L129 101H131V102H133L134 100H130V97H128ZM136 100H135V102H134V104H136L135 105V107H137V105H139V104H137V102H136ZM148 101H150V100H148ZM172 102L171 103V105H170V103L169 102ZM159 102V103H158ZM232 102V101H231ZM261 102V103H260ZM263 102V103H262ZM148 103V102H147ZM169 103V104H168ZM213 105H212V104ZM232 103H235V102H232ZM263 104V105H258V104ZM132 104V103H131ZM134 104H132V105H134ZM166 105V107H168V110H167V108L164 106V108H165V110L163 111V106L162 105ZM207 104H208V106H209V108L207 109ZM219 105V104H218ZM140 106V105H139ZM142 106V105H141ZM212 106V107H211ZM217 106V107H216ZM261 106V107H260ZM263 106V107H262ZM143 107V106H142ZM142 107H137V109H136V111L137 112H140L138 109H140L141 110V115H142ZM169 107H170V111H169ZM215 107V108H214ZM159 108V109H160ZM263 108V109H262ZM143 109H144V107H143ZM207 109V110H206ZM135 110V109H134ZM167 110V111H166ZM187 110V109H186ZM218 110V111H217ZM263 110V111H262ZM144 111V110H143ZM220 111V112H219ZM171 112V113H170ZM135 113V112H134ZM170 113V114H169ZM136 114V113H135ZM140 113H138L137 115H139ZM217 114V115H216ZM189 115V116H188ZM171 116V117H170ZM186 116H188V117H186ZM218 116V117H217ZM140 118L142 117V116H139ZM244 117V116H243ZM135 118V117H134ZM137 119V120H139L138 122H139V126L141 125L140 124V121L142 122V121H144L143 122V125L145 124V120L144 119ZM188 119V121H186ZM117 120H118V118H117ZM135 120V119H134ZM169 120V119H168ZM264 120V119H263ZM215 121V122H214ZM118 122V121H117ZM186 122H188V123H186ZM261 122V124H258V123H260ZM133 123V121L130 123V124H132ZM135 123V122H134ZM132 124L133 125V127H135L134 125H136V124ZM258 124V125H257ZM117 125H120V123L118 122V124ZM259 125L261 126L260 128H259ZM84 126V129L86 130L87 129V125L86 124H84L83 125ZM121 126V125H120ZM170 126V127H169ZM174 127H176V128H174ZM248 127V128H247ZM141 128V127H140ZM140 128H139V130H140ZM167 128V129H166ZM171 128V129H170ZM183 128V129H182ZM165 129V130H164ZM241 130V131H244V133H245V130ZM262 129V130H261ZM138 132H140V131H138ZM245 133V134H246ZM213 135L214 136H216L217 138L218 137H220L221 135H222V132L221 131H215V133H213ZM240 135H244L243 134V132L241 133L240 132ZM164 138H165V140H167L168 141V143H171L170 145H168L166 142H165V140H164ZM169 140H168V139ZM241 141V140H240ZM260 142H261V144H260ZM248 144V145H247ZM258 144V145H257ZM47 145V144H46ZM261 145V146H262ZM171 146V147H170ZM261 146H259V147H261ZM56 147H57V144H56ZM248 147V148H247ZM168 148H171L170 150L168 149ZM256 149H258V148H256ZM246 151V150H245ZM247 152V151H246ZM250 152H249V154H250ZM236 153V155L238 156V154ZM244 153V152H243ZM245 154V153H244ZM247 154V153H246ZM252 154H251V156H252ZM250 156V157H251ZM168 157V160H165L166 158ZM171 158V159H170ZM246 158V159H247ZM252 158H255V157H252ZM260 158V157H259ZM237 159V160H236ZM244 159H245V157H244ZM256 159H257V157H256ZM263 159V158H262ZM171 160V161H170ZM243 160V159H242ZM255 160V159H254ZM140 161H141V158H140V156H136V162L137 163H140ZM237 161V162H236ZM174 162V161H173ZM243 162H245V161H243ZM132 163V162H131ZM131 163H130V165H131ZM261 163H262V160H261ZM263 163H264V161H263ZM42 164H44V165H47L48 163L47 162H44V163H42ZM175 165L176 166V168H178V169H176V170H174V167L172 166V165ZM242 164V163H241ZM18 165H21V164H18ZM128 165V164H127ZM210 166L212 165V163L211 164H209ZM219 165V166H218ZM51 166V165H50ZM49 166V164H48V166H47V168L48 167H50ZM44 167H46V166H44ZM52 167V166H51ZM172 167H173V170L176 172L175 173V177H173L174 179H173V181H172V173H174V171L172 172ZM218 167V168H217ZM256 167V168H255ZM41 168V167H40ZM47 168H41V170L39 171V173L41 172V175H43V174H46L45 175V177H50L49 176V174L51 175V173H54V175H55V173L56 172H54V171H56V170H54L53 169V167H52V169L51 170H53L52 172L49 170V168L47 169ZM208 168V167H207ZM258 168H260V169H258ZM262 168H263V170H262ZM43 169V170H42ZM47 171H46V170ZM214 169V170H215ZM236 170V172H237V175H236V178L238 177V178H240V182H237V183H235L232 179H231V177H228V178H230L229 180L228 179H226V174L229 172V173H231V172H234L235 170ZM45 170V171H44ZM259 170V171H258ZM49 171V172H48ZM217 171V170H216ZM219 172V173H220ZM226 172V174H224ZM257 172V173H256ZM57 174V173H56ZM261 174H259L260 175V177H259V179H261L262 180V176H261ZM216 176V177H214V176ZM230 175V174H229ZM44 176V175H43ZM42 176V180L41 181H43V177ZM138 177H140V176H138ZM39 178V180L41 179L40 177H38ZM46 178V179H47ZM223 178H225V180H222ZM236 178L234 179L235 181H236ZM45 179V178H44ZM221 181H220V180ZM256 179V180H255ZM48 180V182H49V178L47 179ZM47 180H46V182L45 181H43L44 182V184L45 183H48L47 182ZM219 180V181H218ZM226 180H228V181H226ZM233 182H232V181ZM238 180V179H237ZM40 181V182H41ZM217 181L218 182H224V183H222L223 184V187H224V189H223V187L221 186V184H220V186L219 187H221L222 189H223V191L224 192H222L223 193V195H220L221 193H215L216 195L214 196V195H212L211 194V192H212V190L210 189V187L212 188L213 187V185L215 186L216 184H218L217 183ZM23 182H25V181H23ZM202 182H204L205 183V185H203L204 183H202ZM225 182H226V184H225ZM263 181H261V183H262ZM230 183V184H229ZM233 183V184H232ZM239 183H241L240 185H238L237 186V184H239ZM224 184H225V186H224ZM1 183H0V187H1ZM227 185H229V186H227ZM232 185V192L230 193V191L231 190H229V188H230V186ZM227 186V187H226ZM235 186H237V187H235ZM218 187V186H217ZM219 187H218V189H219ZM235 187V188H234ZM239 187L241 188L240 190H239ZM262 187V186H261ZM2 188V187H1ZM204 188H205V193H206V190H207V192L208 191H210L211 190V192L209 193V197H208V193H206L205 195H206V199H204V200H207V202H205L206 204V207H203L206 211H203V212H201V203H203V196H204ZM210 189V190H208V189ZM216 188V187H215ZM215 188H213V190L215 189ZM248 188V189H247ZM259 189L258 190H256V191H258L259 192V190H260V194H259V197L261 198V196L263 195V192H261V189H260V186L258 187ZM217 189V188H216ZM217 189V190H218ZM221 189V190H222ZM220 190V191H221ZM235 190V191H234ZM241 190H244L243 192L241 191ZM249 190V191H248ZM215 191V190H214ZM219 191V190H218ZM219 191V192H220ZM236 191H241V194L239 195L238 194V192H236ZM263 191V190H262ZM202 192H203V194H202ZM229 192V193H228ZM233 192H236L237 193V195L236 196H234L232 193ZM155 194V195H156ZM219 194V195H218ZM231 194V195H230ZM257 194V193H256ZM43 195V194H42ZM38 195L39 197H40V200H39V198L38 197H33V198H36V202L37 201H39V204H38V202L36 203V204H38L39 205V207L41 206L40 205V201H42V203L41 204H45V205H47V204H49L50 203V198H49V196H48V198H46L45 199V197L47 196L46 194H45V196L43 195ZM203 195V196H202ZM211 195V196H210ZM151 196H153V195H151ZM213 196V197H212ZM205 197V196H204ZM154 197H152V199H155ZM172 198L173 199H176V206H175V209H173V211H172ZM45 199V200H44ZM29 200V199H28ZM47 200H48V203H47ZM202 200V201H201ZM32 200H30V202H31ZM34 200L31 202V204L32 203H34L35 202ZM44 201H46V202H44ZM136 201V199L134 200V202ZM28 205V207H26V208H24V209H31V206L32 205ZM43 206L44 208L46 207V206ZM168 205H171L170 207H168ZM219 205H222V206H224L223 208H220L219 207ZM49 205H47V207H48ZM203 206H204V203H203ZM36 206L34 205V208H35ZM43 207H40V208H43ZM50 208V207H49ZM202 208V209H203ZM38 209V207H36V210ZM46 209V208H45ZM33 209H31L30 210V212H29V210H28V212L31 214V213H33V214H31L32 215V218H34L35 216L37 217L38 215H35L34 216V211H32ZM40 210V209H39ZM44 209H42L40 212H38V211H36V212H38V213H41L42 211H43ZM48 210V208L46 209V211ZM32 211V212H31ZM152 210H151V208L150 209H148V211H147V214L149 215V217L151 216V218L153 217V215H152V212H151ZM212 211V212H211ZM217 211V212H218ZM232 211V212H231ZM27 212V213H28ZM45 212V211H44ZM44 212H42V213H44ZM28 213V214H29ZM47 213H49V212H47ZM47 213H46V216L45 217H48L49 218V215L47 216ZM56 213V214H55ZM54 214V216H52L53 214H51V216L54 218L56 215H57V212H55ZM202 213V214H201ZM226 213V214H225ZM17 214V213H16ZM26 214V213H25ZM29 214V216H31ZM215 214H216V212H215ZM232 214V215H231ZM238 214V215H237ZM236 215V216H235ZM239 215H241V216H239ZM13 216H15V215H13ZM24 216V215H23ZM26 216V215H25ZM41 216H42V214H41ZM120 216V215H119ZM218 216V215H217ZM9 217V216H8ZM10 217H12V216H10ZM17 217H20L19 215H16V217H14V219H15V221L13 220V217L12 218H10L11 220H13V222H10V225H11V227L14 225L15 226V224H16V228L15 227H13L14 229H13V231L11 230V228L9 229V230H11L12 232H9V233H7L6 235H9V234H15V235H18V236H22V233H23V235L25 236H30V234H31V236H33V233H34V236H37L38 235V233H35V232H39L40 233V231H41V234L43 235V234H45L47 231V229L45 230V228H48V227H46L47 226V224L49 223H51L52 221H51V219L53 220V218L51 217V219H49L50 221H48V219L46 218V226H45V223L43 222V220H45V218L44 219H39V217H37V219H38V223H36V217L34 218V219H32L33 221L35 220V224L36 225H38V224H40L41 222L44 224V225H42V223L39 225L40 227H38V226H36L37 228H38V231H36L37 229H35V232H33V229L31 228V229H29V228H27L28 226H30V222H29V224H27V226L26 225H24L23 224V227H21L22 226V224L20 223V222H16V220H17ZM58 217V216H57ZM211 217V216H210ZM216 217V216H215ZM240 218L241 217V221H240V223L238 224V222H234V219L235 220H237V218ZM27 218V217H26ZM56 218V217H55ZM54 218V220H56L57 221V219H55ZM209 219V217L207 218V220ZM213 219H214V216H213ZM216 219H219L218 217L217 218H215V220ZM219 219V223L221 222V220ZM9 220V219H8ZM24 220H25V217H24ZM31 220V219H30ZM29 221V220H28ZM55 221V222H56ZM118 221V220H117ZM55 222H52L53 224H55ZM12 223H13V225H12ZM27 223V222H26ZM33 223V224H34ZM20 224H21V226H20ZM49 224H48V226H49ZM116 224H117V222H116V220H115V223H114V227H116ZM210 224V223H209ZM18 225L20 226L19 228H18ZM32 225V224H31ZM213 225V226H214ZM26 226V227H25ZM43 226H45V228L44 229H41V228H43ZM202 226V227H201ZM224 226V227H223ZM227 226H229L228 228H227ZM232 226V227H231ZM235 226V227H234ZM212 227V226H211ZM22 228V229H21ZM27 229V231H29V230H31L29 233L27 232V231H25L26 229ZM224 228V229H223ZM225 228H226V230H225ZM19 229V230H18ZM21 229V230H20ZM29 229V230H28ZM41 229V230H40ZM18 230V231H17ZM23 230V231H22ZM40 230V231H39ZM43 230V231H42ZM216 230V231H217ZM8 230H5V233L7 232ZM22 232V233H20V232ZM25 231V232H24ZM211 231L209 232V233H211ZM3 232V231H2ZM218 232V233H219ZM231 232V233H230ZM25 233V234H24ZM28 233V234H27ZM220 233H219V235H220ZM224 233V234H223ZM4 234V233H3ZM139 234H141V235H139ZM212 234V233H211ZM5 235V234H4ZM214 236H215V233L213 234ZM219 235H217L218 237H219ZM33 236V237H34ZM39 236H41V235H39ZM206 236H207V238H206ZM220 236V237H221ZM222 236V237H223ZM137 237H139L138 239H137ZM222 237H221V239H222ZM241 237H242V239L243 240H245V242L243 243V244H245L246 245V247L245 246H243L242 247V240H241V242L240 241H238V240H240L241 239ZM214 238V237H213ZM216 240V239H215ZM262 240V241H261ZM118 242H119V244H118ZM217 242V241H216ZM236 242H240L241 243V246H239V244H238V246H236V247H239V249L237 248V251H236V248H234L235 247V243ZM261 242H263L262 244H260ZM32 244V243H31ZM41 244V243H40ZM40 244H38V242H37V245L40 247V248H42V245H40ZM259 244V245H258ZM30 245V244H29ZM29 245H27V247H28V249H32ZM233 245H234V247H233ZM34 246H36V244H34ZM122 246V247H121ZM257 246H260V247H257ZM24 247H26V246H24ZM30 247V248H29ZM33 247V246H32ZM121 247V248H120ZM221 247H224V248H221ZM234 249H233V248ZM242 249H241V248ZM40 248L38 249L37 247H34V250L32 249L31 251H29L28 249V252H26L25 253V251H27V250H25L24 251V253H25V258H27V260L31 263V264H40V262L42 261H44L45 260V257H46V254L44 253L43 254V252H45V251H43L42 252V250H44V249H42V250H40ZM22 249H23V247H22ZM221 249H223V251L221 250ZM258 249V250H257ZM220 250V251H219ZM233 250V251H232ZM239 250H240V253H239ZM244 252H243V251ZM246 250V251H245ZM256 250L258 251V253L256 252ZM23 251V250H22ZM131 251H133V253L131 252ZM242 251V252H241ZM221 252V254H219ZM23 253V254H24ZM237 253H239V254H237ZM257 253V254H256ZM103 254V253H102ZM115 254H117V253H115ZM153 254V253H152ZM216 254V253H215ZM201 255V254H200ZM103 256V255H102ZM117 256V255H116ZM220 257V258H219ZM105 258V257H104ZM102 259H103V257H102ZM220 261H218L217 260V264H219V262ZM102 262H104L103 264H106L107 263V260H106V258H105V261L104 260H102ZM220 263V264H223V263ZM41 264H43V263H41ZM108 264V263H107ZM209 264V263H208Z\"/></svg>","mask_w":264,"mask_h":264}]
</instances>
